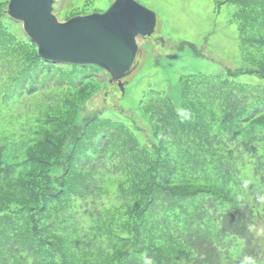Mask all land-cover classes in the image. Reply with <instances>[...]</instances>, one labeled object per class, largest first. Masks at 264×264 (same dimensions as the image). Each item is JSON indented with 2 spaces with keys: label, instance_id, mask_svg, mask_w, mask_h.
Instances as JSON below:
<instances>
[{
  "label": "trees",
  "instance_id": "obj_1",
  "mask_svg": "<svg viewBox=\"0 0 264 264\" xmlns=\"http://www.w3.org/2000/svg\"><path fill=\"white\" fill-rule=\"evenodd\" d=\"M9 2L0 0V264H264V0L220 2L236 8L241 65L151 90L144 135L135 120L87 112L113 85L97 80V65L69 64L58 71L68 83L26 102L66 64L19 40ZM247 74L258 84L238 81Z\"/></svg>",
  "mask_w": 264,
  "mask_h": 264
},
{
  "label": "rangeland",
  "instance_id": "obj_2",
  "mask_svg": "<svg viewBox=\"0 0 264 264\" xmlns=\"http://www.w3.org/2000/svg\"><path fill=\"white\" fill-rule=\"evenodd\" d=\"M115 1L54 0L53 13L60 22H66L76 16L104 13ZM136 1L157 13L156 31L151 36L137 38L139 54L131 73L122 79V83L125 84L124 91L119 83L113 82L108 93L101 91L92 99L88 104L87 112L93 113L102 109L107 110V115L108 112L114 114L113 119L117 121L121 116L129 121L135 120L144 135L148 129L140 119L141 107L151 90L165 92L172 88L176 92L177 81L184 74L209 75L226 71L227 68L233 70L241 65L243 54L238 24L234 19L235 6L221 5L222 0ZM8 6H6L8 15L6 17L12 19L10 23L12 32L19 40L24 37L29 39L24 31V22L13 19L8 14ZM68 16L70 18H67ZM56 63L66 65L60 69L56 68V73L48 77L46 83L41 84L37 81V86L27 92L26 102L35 95L36 91L40 90V93H43L54 82L58 85L68 83V79L60 78L61 73L58 71L65 73L69 69V64L73 63ZM36 75L41 77L40 72ZM97 80L103 82L111 80V75L103 72L97 76ZM238 81L258 84L248 74L240 76ZM257 232L264 237V226L260 225Z\"/></svg>",
  "mask_w": 264,
  "mask_h": 264
},
{
  "label": "water",
  "instance_id": "obj_3",
  "mask_svg": "<svg viewBox=\"0 0 264 264\" xmlns=\"http://www.w3.org/2000/svg\"><path fill=\"white\" fill-rule=\"evenodd\" d=\"M54 0H11L8 14L24 22V31L48 61L93 64L125 89L139 54L137 38L151 36L158 25L156 12L136 0H116L104 13L76 16L60 22Z\"/></svg>",
  "mask_w": 264,
  "mask_h": 264
}]
</instances>
